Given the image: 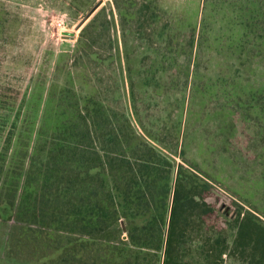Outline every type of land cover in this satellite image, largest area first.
I'll list each match as a JSON object with an SVG mask.
<instances>
[{
	"label": "rangeland",
	"instance_id": "obj_1",
	"mask_svg": "<svg viewBox=\"0 0 264 264\" xmlns=\"http://www.w3.org/2000/svg\"><path fill=\"white\" fill-rule=\"evenodd\" d=\"M238 6L0 0V191L37 139L80 142L85 125L114 126L123 135L133 129L169 156L172 183L182 163L232 200L220 204L222 215L249 210L264 222V9L245 31ZM59 115L67 128H58ZM28 226L0 217V264H44L39 257L53 242L33 241ZM121 226L76 259L162 264V251L130 245ZM32 228L41 237L50 230ZM240 250L217 264H245ZM185 259L195 264L192 255ZM69 261L63 264L76 263Z\"/></svg>",
	"mask_w": 264,
	"mask_h": 264
},
{
	"label": "trees",
	"instance_id": "obj_2",
	"mask_svg": "<svg viewBox=\"0 0 264 264\" xmlns=\"http://www.w3.org/2000/svg\"><path fill=\"white\" fill-rule=\"evenodd\" d=\"M221 2L229 7L232 0ZM263 2L238 0L244 30L255 28ZM88 56L97 58L95 51ZM58 122V128H67L60 115ZM79 136L86 139L57 141L51 135L44 145L37 139L32 152H24L22 168L10 176L14 180H5L0 191V217L30 225L33 241L53 242L40 262L71 258L87 264L76 255L99 249L106 232L121 233L123 220L126 242L162 251V264H188V255L195 264H217L224 253L239 249L245 264H264V222L249 210L238 209L234 218L222 215L220 204L232 200L198 172L179 163L172 183L167 169L172 159L133 129L123 135L114 126L85 125ZM32 225L50 230L41 237L43 230Z\"/></svg>",
	"mask_w": 264,
	"mask_h": 264
},
{
	"label": "water",
	"instance_id": "obj_3",
	"mask_svg": "<svg viewBox=\"0 0 264 264\" xmlns=\"http://www.w3.org/2000/svg\"><path fill=\"white\" fill-rule=\"evenodd\" d=\"M93 10H94V8L91 9L90 13H91ZM90 13H89V14H90Z\"/></svg>",
	"mask_w": 264,
	"mask_h": 264
}]
</instances>
